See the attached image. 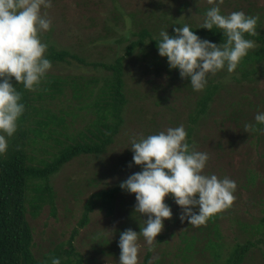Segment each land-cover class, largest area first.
Returning <instances> with one entry per match:
<instances>
[{"label": "trees", "instance_id": "obj_1", "mask_svg": "<svg viewBox=\"0 0 264 264\" xmlns=\"http://www.w3.org/2000/svg\"><path fill=\"white\" fill-rule=\"evenodd\" d=\"M186 1L181 0L179 10L187 5ZM223 2H228L231 9L228 11L220 6L225 14L236 10L250 15L259 14L257 33H245V37L254 40L257 47L249 50L232 73H228L225 68L210 74L206 87L201 91L193 90L188 78L179 76L178 69H169L166 57L159 54L154 55L153 60L148 59L147 62L139 64L142 71L137 67L136 84L132 83L128 60L140 52L145 58L148 45L158 50L159 36L153 35L152 23H156L160 18L159 13L151 9L149 4L141 17H137V11L128 12L131 19L129 18L126 33H120L121 29L117 28L115 20L102 25V32L94 42L109 46L107 52L98 58H92L89 51L88 54L81 55L71 43L62 48L57 47L53 26L42 34V39L49 45L46 56L51 65L55 64L63 71L72 67H78L82 71L89 68L91 74L48 71L35 91L25 89L22 83L15 85L22 94L25 111L18 119L16 132L9 138L8 150L0 155V264H51L52 257H59L61 264H85L72 244L77 229L85 226L90 216L96 212L100 213L101 210L107 216H112L117 211H125L127 216H132L135 211L134 203L129 208L125 207L127 202H134L135 194L119 187L120 181L140 170L139 165H129L132 159L130 146L115 142L116 135L126 121L125 107L136 102L138 98L147 106H155L166 114L164 121L163 117L155 121L157 114L153 118L151 111L138 112L137 115L148 118L139 120L140 130H130V133L136 131L133 135L139 136L141 132L146 136L169 126L184 124L189 144L199 151L201 141L196 133L198 120L208 116L205 114L214 102L215 95L219 94L224 85H229L231 79H234L232 83L236 85L248 81L253 94H257V98L253 100L248 98L247 94L240 96V101L243 100V103L248 105H239L237 100L228 103L225 101L224 115L221 117L223 123L225 120H231L236 125H242L249 122L252 116L249 125H255V128H244L242 137L232 135L229 141L231 147L235 148L237 160H243L247 165L244 169L240 166L239 175L248 183V187L246 183L244 185L247 187L245 194L248 195L242 196L248 211H244V216L236 215L227 211L229 207L208 218L200 231L205 241L203 248L208 250L210 256L208 262L201 260V251L194 247L198 239L195 233L185 234L182 237V245L174 246L175 248L170 246L171 249L164 248L166 251L162 254L167 253L170 257L179 258L183 264H264V196L261 195L262 190L255 185L258 183L264 186V148H261L259 157L255 156L254 159L250 151L252 144L255 146L259 143L260 132L264 130V125L256 123L254 116L257 112L264 111L253 112V115L249 113L252 106L264 107V94H259L264 89V86L260 87V84L264 83V7L261 6L264 0ZM113 7L119 10L115 2ZM161 14L163 23L170 26L168 33L173 34L175 19L165 15V11H161ZM181 24L184 23L180 22ZM187 24L202 38L216 43L225 39L222 30L216 27L209 30L199 27L201 24ZM116 32L119 34L116 35ZM75 38L81 43V38ZM110 43L115 44V49ZM80 45L82 44H78ZM85 49L86 46L82 45V50ZM162 77L163 81L159 82ZM188 100V104L184 103ZM187 108V115L184 116L183 112ZM237 139L240 140L236 141ZM207 153L210 156L208 150ZM76 157L80 158L83 168L67 175L62 174L64 165ZM212 173L217 172H206ZM217 174L218 177H223ZM229 178L231 179L230 176ZM94 185L100 187L84 199L76 227L71 231L68 240L54 243L40 254V258L35 257L32 250L36 226L31 224L29 218L36 219L46 212L53 218H58L59 214L64 216L67 207L62 205L63 199L58 197L59 191L65 196L77 198L86 188ZM235 191L237 192V186ZM165 202L174 209V216L168 218L173 222L176 219L177 205L170 194ZM248 206L259 210L261 214L256 217ZM232 211L234 212V208ZM220 217L234 222L237 226V236L226 239V233L219 232ZM127 223L130 222L121 224V231L131 228ZM131 226L136 230L133 224ZM240 235L245 238L239 240L237 237ZM163 237L160 235L159 241H162ZM116 249L111 247L108 251ZM98 252H101V248ZM159 254L158 252L155 256L150 250H146L138 264H150V261L151 264L166 263V258L159 257ZM153 257L159 259L153 260ZM171 261L167 263L172 264Z\"/></svg>", "mask_w": 264, "mask_h": 264}, {"label": "clouds", "instance_id": "obj_2", "mask_svg": "<svg viewBox=\"0 0 264 264\" xmlns=\"http://www.w3.org/2000/svg\"><path fill=\"white\" fill-rule=\"evenodd\" d=\"M208 2L212 6L206 9L199 27L222 30V42L200 37L187 23L174 27L171 35L161 28L156 41L158 54L166 57L169 69H178L179 76L188 78L195 91L206 87L210 74L225 68L232 73L249 50L257 47L245 33H257L259 14L242 10L225 14L220 8L223 0ZM51 6L52 0H0V155L8 150L9 138L25 111L22 94L15 85L22 83L25 89L35 91L51 68L46 56L49 45L42 34L50 30L52 22L41 11ZM254 120L264 125V112H257ZM248 128L255 125L246 124ZM130 144L129 165H139L140 170L120 181L119 187L135 194L134 209L147 218L139 231L126 228L119 232V264H138L140 235L149 248L155 246L164 219L173 215L171 205L165 202L167 195L179 206V219H187L194 226L205 224L236 199L234 180L204 173L209 154L189 144L183 124L146 136L133 135ZM51 264H61L60 258L52 257Z\"/></svg>", "mask_w": 264, "mask_h": 264}, {"label": "rangeland", "instance_id": "obj_3", "mask_svg": "<svg viewBox=\"0 0 264 264\" xmlns=\"http://www.w3.org/2000/svg\"><path fill=\"white\" fill-rule=\"evenodd\" d=\"M114 2L117 4L119 10L114 9ZM186 2L187 5L179 10L181 0H52V6L47 9L42 8L41 11L42 14L46 13L51 19V26L55 28L54 33L57 47L62 48L64 46H68V44L71 43L76 46L77 51L81 55H86L89 51V55L92 58H98L107 52V47L109 46V44H107V46H102V44L98 45L95 43L98 40V34L102 32V25L115 20L117 22V28L121 29L120 33H123L125 32L126 27H128L129 18L131 19V16L128 12L137 11V17H141L143 16V10H146L145 7L147 4H149L151 9L153 8L159 13L158 18H160L156 23H152L154 24L153 35L158 34L161 28L165 27L167 31L170 27L169 25L163 23L164 19L162 18L163 16L161 11H165V15L167 16H173L175 19V24L173 27H180L183 25H180V22H183L184 24L189 22L191 25L202 24L206 9L210 8L212 5L209 4L208 0H187ZM228 5V2H223L220 4L222 8L229 11L231 9ZM261 6L264 7V4H261ZM118 34L119 33L116 32V35ZM74 35L82 39L81 43L78 42ZM78 44L86 46V49L82 50V45L78 46ZM110 44L115 49V44ZM146 50L148 54L145 56V58L142 57L143 55L140 52L141 55H134L132 59L128 60V70L131 71V79L133 84H136L135 79L137 77V67L142 71V68H140L139 64L147 62L148 59L153 60L152 57L158 54V50H154L150 45L146 47ZM48 71L70 74L76 72L79 74L84 72L86 75L91 74L89 68H84L82 71L78 67H72L71 69H66L63 71L61 67H58L55 64H52ZM237 77L239 76L237 75ZM162 81L163 77L159 79V82ZM232 82H234V79H231V83L229 85H224L219 94L215 95L216 97L214 98V102L211 104L209 111L205 114L208 116L198 120V131L196 133L198 134V139L201 141L199 151L207 152L208 150L210 153L209 159L207 161V163H209L203 170L204 173L206 174L207 170H210L217 172L222 176H227L228 178L230 176L232 180L236 181L237 192L235 191L234 193L236 199L233 201V204L227 211L231 212L232 214L244 216V211H248V209H246L243 203L242 196L245 194L248 183L244 182V177L239 175V168L242 166L241 169H244L247 165L244 164L245 161L237 160L238 158L235 157L234 153L236 152L235 148L231 147L229 141L231 140L232 135L242 137V135L245 133V125H249L252 116H250L249 122L242 125H236L235 122L231 120H225L223 123L221 122V117L224 115L223 108L225 101L228 103L231 100H237V102H240L239 105H242L244 101L242 99V101H240L239 98L241 95L247 94L248 98L253 100L257 98V94H253L248 81H244L242 85H236ZM263 86L264 83H261L260 87ZM225 88H227V90ZM254 89L257 91L256 88ZM259 94H264V89H262L261 93ZM189 102L190 101L188 100V102L185 101L184 103L188 104ZM243 105L248 104L243 103ZM260 110L264 111V107L260 108V106H258L255 108V106H252L249 109V113L253 115V112ZM145 111H151L150 115H152V117L157 114L155 121L159 120L160 117H163L162 121H164L166 116V114L159 111L157 107H149L141 99L137 98L136 102H132L128 107H125L126 121L124 126L121 127L122 129L120 132L115 137L116 143L123 142L127 144L128 147L131 146L130 137L133 136V133L136 131H132L130 133V130H140L138 126L139 120L143 121L148 117L139 116L137 113ZM187 112L188 108L184 110V116L187 115ZM185 118L187 119V117ZM139 133L142 135L141 132ZM260 133L261 139L259 143L255 146L252 144L250 148L253 159L255 156L259 157L261 148H264V130H262ZM238 140L240 139H237L236 141ZM210 163L214 164L211 165ZM81 167L82 163L80 158L76 157L64 165L62 174L67 175L70 172L78 171L81 169ZM217 173L215 174L218 176ZM245 183L247 187L244 186ZM255 185L262 190L261 195L264 196V186H261L258 183ZM99 187L100 186L97 185L88 187L86 188V191L77 198L74 196H65L62 191H59L58 197H62V205H66L67 207L64 216L59 214L58 218H53L46 212L43 213L42 216L39 215L36 219L31 220L29 218L31 224L36 226V231L33 233L34 247L32 250L35 257L40 258V254L46 251V249L51 247L54 243L66 242L68 240V237L73 228L76 227V221L81 214V204L90 192H92L94 189H98ZM245 195H248V193ZM133 203L135 204V198L134 202L132 200L131 202H127L125 207L129 208L133 205ZM233 208L234 212L232 211ZM248 208L252 211V214L256 215V217L261 214L259 210L254 209L253 207L248 206ZM171 210L174 209L171 207ZM124 212L125 211H117L116 213H113L112 216H107L105 215L104 211L101 210L100 213L96 212L95 214H92L85 226L77 229V234L72 239V244L74 246L75 252L80 254L85 264H96L99 262H109L115 264L116 262H119L118 258L120 249L117 245L119 232L121 231L119 227L122 226V223L128 221L134 225L136 231H139L140 227L144 226V219L147 218L146 214H140L137 211H133L132 216H127L128 213ZM179 212L180 208L177 206L175 208L176 219L173 222H171L168 218L164 219V227L162 231L157 234V240L154 241V247L149 248V246L144 241V237L142 235L139 236L138 243L140 248L138 252V260H141L146 250H150L153 255L157 256V253L159 252V257L166 258V263L164 264H168L167 262L170 260H172V264H183L179 258L170 257V255H167V253L162 254V252L166 251L164 248L171 249L170 246L175 248L174 246L177 247L178 245H182V237L185 234L188 235L195 233V235H198V239L196 240L194 247L198 251H201V256H203L201 260L208 262L210 256L208 254V250L203 248L205 241L200 235V231L203 229H201V227L204 224L194 226L189 224L187 219L181 221L178 216ZM173 216L174 214L172 217ZM219 219V232L221 234L226 233V239H229L232 236H237V226L233 224L234 222L228 221L227 219L223 220L221 217ZM130 223H127V225L132 228ZM197 227L199 229H197ZM160 235L164 236L162 241H159L158 239ZM237 238L242 240V238L245 237L240 235ZM65 247H67V245H65ZM111 247L117 249L114 251H108ZM100 248L101 252H98ZM198 261H200V259Z\"/></svg>", "mask_w": 264, "mask_h": 264}]
</instances>
